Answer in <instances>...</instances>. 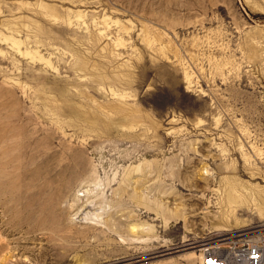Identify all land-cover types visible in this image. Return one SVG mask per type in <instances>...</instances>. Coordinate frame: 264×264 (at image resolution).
<instances>
[{"label":"rangeland","instance_id":"rangeland-1","mask_svg":"<svg viewBox=\"0 0 264 264\" xmlns=\"http://www.w3.org/2000/svg\"><path fill=\"white\" fill-rule=\"evenodd\" d=\"M254 231L264 0H0V264H198Z\"/></svg>","mask_w":264,"mask_h":264},{"label":"built area","instance_id":"built-area-1","mask_svg":"<svg viewBox=\"0 0 264 264\" xmlns=\"http://www.w3.org/2000/svg\"><path fill=\"white\" fill-rule=\"evenodd\" d=\"M198 264H264V232H244L206 243Z\"/></svg>","mask_w":264,"mask_h":264},{"label":"bare ground","instance_id":"bare-ground-1","mask_svg":"<svg viewBox=\"0 0 264 264\" xmlns=\"http://www.w3.org/2000/svg\"><path fill=\"white\" fill-rule=\"evenodd\" d=\"M5 138L7 139L8 137H7V135L5 136ZM10 138V137H9ZM36 143H39L40 145H41V143H40V140H39V138H37V140H35L34 141V144H36ZM36 155L37 156H41V154H39V153H36ZM55 154L54 153H52V154H50V156H48V157H50V159L51 160H55ZM36 158V157H35ZM34 159V158H33ZM54 169V172H56V166L53 168ZM235 190H237V187H236V185L235 184H233L232 182H230V185H229V187L227 188V190H226V192H227V201L228 202H232V204H233V202L236 200V196H235ZM84 202V201H83ZM84 204H87V203H83L82 204V206L84 205Z\"/></svg>","mask_w":264,"mask_h":264}]
</instances>
